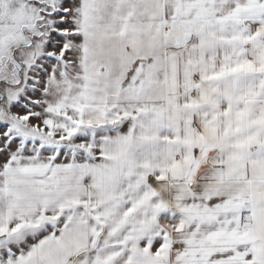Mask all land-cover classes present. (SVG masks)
<instances>
[{
  "label": "snow or ice",
  "instance_id": "6c2138e0",
  "mask_svg": "<svg viewBox=\"0 0 264 264\" xmlns=\"http://www.w3.org/2000/svg\"><path fill=\"white\" fill-rule=\"evenodd\" d=\"M0 264H264V0H0Z\"/></svg>",
  "mask_w": 264,
  "mask_h": 264
}]
</instances>
